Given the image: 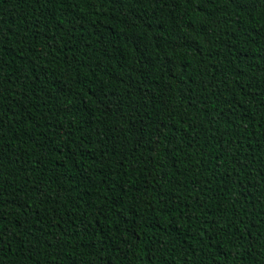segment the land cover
Returning a JSON list of instances; mask_svg holds the SVG:
<instances>
[{"label": "trees", "instance_id": "1", "mask_svg": "<svg viewBox=\"0 0 264 264\" xmlns=\"http://www.w3.org/2000/svg\"><path fill=\"white\" fill-rule=\"evenodd\" d=\"M0 264H264V0H0Z\"/></svg>", "mask_w": 264, "mask_h": 264}]
</instances>
